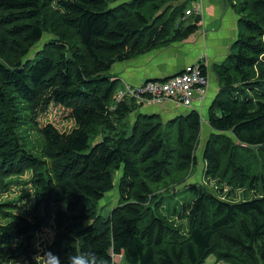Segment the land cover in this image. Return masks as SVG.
I'll list each match as a JSON object with an SVG mask.
<instances>
[{
    "label": "trees",
    "instance_id": "1",
    "mask_svg": "<svg viewBox=\"0 0 264 264\" xmlns=\"http://www.w3.org/2000/svg\"><path fill=\"white\" fill-rule=\"evenodd\" d=\"M191 1L163 10L169 0H0V264H70L85 251L107 264H203L211 254L216 264H264V0H229L238 33L213 66L219 88L202 152L208 178L253 198L189 181L199 111L164 121L116 96L115 63L199 29L198 16L186 23ZM46 29L55 41L27 57ZM20 184L31 192L11 197ZM179 185L192 193L175 208L188 230L158 194L173 198ZM115 189L105 216L99 203ZM44 226L50 239L39 238Z\"/></svg>",
    "mask_w": 264,
    "mask_h": 264
},
{
    "label": "crops",
    "instance_id": "2",
    "mask_svg": "<svg viewBox=\"0 0 264 264\" xmlns=\"http://www.w3.org/2000/svg\"><path fill=\"white\" fill-rule=\"evenodd\" d=\"M222 1L223 0L191 1V7L196 5L195 7H201L203 10V25L199 23V29H206L204 37H197L198 30L192 33L191 37L187 40L182 42L172 41L165 47L134 56V58L127 61L117 62L111 72L119 79V89H124L127 83L136 87L149 79L167 78L170 75L183 71L187 65L193 64L196 61H206L210 86L202 108V113L204 112V115H202V126L205 127V131H208L207 129L210 124L207 118L208 112L206 110L209 109L219 88V82L217 75L213 71V66L225 60L231 44L234 42L238 33V17L236 12L225 0L224 2ZM206 47L208 53L203 52ZM167 105L170 107H168L166 111L160 106H152L150 109H147L149 112L146 110L143 112L170 113V109L176 108V105H174L172 101H168ZM178 107L181 108L183 106L178 105ZM189 110L190 109H186L183 111L186 112Z\"/></svg>",
    "mask_w": 264,
    "mask_h": 264
},
{
    "label": "rangeland",
    "instance_id": "3",
    "mask_svg": "<svg viewBox=\"0 0 264 264\" xmlns=\"http://www.w3.org/2000/svg\"><path fill=\"white\" fill-rule=\"evenodd\" d=\"M186 0H169V2L164 6L163 10L168 8L169 6H172L173 8L175 7H178L179 5L182 4V2H184ZM226 3H228V5H231L230 1L229 0H225ZM224 2V0L222 1ZM196 6V5H195ZM190 7L189 9L193 10L194 7ZM187 9V11L189 10ZM201 13H198V11H196L195 13L189 15L187 14V11H186V15H187V20H186V23H188V21L190 20H193L196 16L200 17V24L202 23L203 25V17H204V13H203V10L202 8L200 7L199 8ZM203 9L205 10V7L203 6ZM238 17V15H237ZM178 22H182V20H178ZM184 25V23H183ZM199 30V31H198ZM198 33H197V37L200 38L201 36L204 37L205 36V33H206V29L203 28V29H198ZM189 37H191V34L184 37V38H178V39H175L173 40L174 42L177 41V42H182L184 40H187ZM56 39V36L55 34H53L52 30L51 29H46V32H45V35L43 37L42 40L36 42L34 44V46L31 48L29 54L27 55V57H34L33 54H32V51H39V50H44L45 48H47V44L49 43V41H55ZM200 40V39H199ZM171 43V42H170ZM169 43V44H170ZM167 44V45H169ZM165 45V46H167ZM165 46H160V47H156L154 48L153 50L155 49H158V48H162V47H165ZM199 49V48H198ZM204 53H208L207 52V47L205 48V50L203 51ZM201 55V54H200ZM199 61H196L194 63H197ZM206 63V61H205ZM116 64V63H115ZM114 64V65H115ZM114 67V66H113ZM113 74V73H112ZM128 84V83H127ZM130 85V84H128ZM131 86V85H130ZM131 87H134V86H131ZM119 89V88H118ZM118 91V90H117ZM168 101H172V100H169V99H166L163 103L161 104H138V109L136 110V112L138 111L139 112H143L144 110L147 111V109H150L152 106L154 107H162L163 110L166 111V109H168V107H170L169 105H167V102ZM174 102V101H172ZM174 105H176V108L175 109H170V113H164V112H161L159 113L162 117V119L164 121H167L175 116H178L179 114H181V112H185L183 110H186L187 108L185 107H178V104H176L174 102ZM173 107V106H172ZM203 108V107H202ZM54 111H56V108L53 106L51 107V109L49 108L48 111H42L41 112V115L38 119L39 123H44L45 120L48 115H51V117H54ZM207 112H209V109L206 110ZM149 112V111H147ZM172 112V114H171ZM144 113V112H143ZM137 113H133L129 119H126V121H128V129H130L131 125L134 123L135 121V116ZM201 115H204V112L201 114ZM203 117V116H202ZM208 118V116H207ZM55 119V118H54ZM68 123H72L71 121H66L65 123L67 124ZM57 125H59L60 128H62V122H59L57 123ZM64 126V125H63ZM208 131H205V127L202 126V130L199 134V138L198 139V142H197V151H196V154H197V162L194 166V169L193 171L190 173L189 175V181L197 184V185H201V184H205L206 187L212 191L213 193H215L216 195L220 196V197H224L226 199H229V200H233V201H239L240 199H251L255 196L254 193H247L245 194V192L243 191V189H238L235 193H232L233 197L232 198L230 195H228V192L226 191L228 189V186L225 185V184H222V183H218L216 180H213L211 178H208L205 174V160L203 158V146H204V143L206 141V139L208 138L209 134L212 132V128L211 126H208ZM36 134V133H35ZM42 141L43 139H40V140H33L34 142V145L37 147V148H40V145L42 144ZM35 152H38L37 150H35ZM19 186L23 187L21 190H14L12 192L9 193V195L13 198H16L18 194H20V192L22 191H27V193H30L31 190H26V187L27 185L26 184H20ZM173 190V189H172ZM172 190L169 192L171 193ZM175 191H177V196L171 198V194H168L166 193L165 189L162 188L160 190V192L158 191V194H165L167 195V197L165 198V206L168 207V209L165 211L167 214H169V217H171V219L175 220L176 222L180 223L183 225V228L188 230V221L186 218H182L180 217V213L177 214L175 212V208L177 207L179 210H182V205L184 202H187V201H190L191 198H192V193L191 191L189 190H186L183 186L179 185L177 186L176 188H174ZM23 194H26L25 192H22ZM174 193V191L172 192ZM150 200H151V196H150ZM27 201V197H24V198H20L19 199V203H26ZM150 202V201H149ZM119 203V194H118V190L115 189L113 190L112 192L108 193L106 198L104 200H102L100 203H99V211L103 214V215H108L110 214V212L112 211V208L114 206H116L117 204ZM163 203V204H164ZM149 206L151 207V203L149 204ZM43 235H40L39 238L42 240L43 238H47V239H50L54 233V230L51 229L50 227H46L44 226V230H43ZM217 261V258H216V255L215 254H211L209 255L206 260L204 261L203 264H215ZM11 264V263H10ZM12 264H24L22 262H13Z\"/></svg>",
    "mask_w": 264,
    "mask_h": 264
},
{
    "label": "built area",
    "instance_id": "4",
    "mask_svg": "<svg viewBox=\"0 0 264 264\" xmlns=\"http://www.w3.org/2000/svg\"><path fill=\"white\" fill-rule=\"evenodd\" d=\"M198 11V7L189 9L187 14L191 15ZM207 64L199 61L187 65L185 69L166 79H149L139 86L126 85L116 93L118 98H135L138 104H161L166 99L187 109H196L202 114V107L209 92L210 79L208 73L204 72L203 66Z\"/></svg>",
    "mask_w": 264,
    "mask_h": 264
},
{
    "label": "clouds",
    "instance_id": "5",
    "mask_svg": "<svg viewBox=\"0 0 264 264\" xmlns=\"http://www.w3.org/2000/svg\"><path fill=\"white\" fill-rule=\"evenodd\" d=\"M70 264H107L105 258L94 252L85 251L84 253H77L69 257Z\"/></svg>",
    "mask_w": 264,
    "mask_h": 264
},
{
    "label": "water",
    "instance_id": "6",
    "mask_svg": "<svg viewBox=\"0 0 264 264\" xmlns=\"http://www.w3.org/2000/svg\"><path fill=\"white\" fill-rule=\"evenodd\" d=\"M180 72H182V71H180ZM180 72H178V73H180ZM178 73H175V74H178ZM175 74H173V75H175ZM171 76V75H170Z\"/></svg>",
    "mask_w": 264,
    "mask_h": 264
}]
</instances>
